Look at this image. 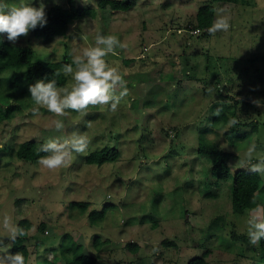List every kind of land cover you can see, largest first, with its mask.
I'll return each instance as SVG.
<instances>
[{"label": "rangeland", "instance_id": "1", "mask_svg": "<svg viewBox=\"0 0 264 264\" xmlns=\"http://www.w3.org/2000/svg\"><path fill=\"white\" fill-rule=\"evenodd\" d=\"M75 2L96 8L97 16L76 20L55 39L36 38L32 30L15 42L3 36L31 45L37 59L48 61L72 59L74 51L94 44L97 33L115 35L123 47L106 62L119 68L128 94L115 112L90 105L58 117L44 108L33 116L27 90L21 109L0 120V258L12 249L2 225L8 216L14 228L30 223L29 264H64L58 246L65 234L97 256V264H189L197 257L201 264H264L261 241L252 245L247 237L249 209H232L234 174L251 166L247 148L257 144L253 163L264 159V0H137L126 11H102L97 0ZM31 3L67 6V0ZM208 3L214 21L216 9H224L227 31L210 34L197 26V13ZM6 104L0 100V108ZM234 107L238 123L230 126ZM217 109L229 120L216 121ZM56 119L64 122L59 132ZM73 132L87 137L88 148L71 152L58 169L10 154L24 141L63 142ZM200 138L229 153V179L216 181L211 157L198 152ZM105 146L120 150L118 160L86 162ZM261 176L256 199L264 205ZM74 201L86 202V212L71 206ZM105 205L104 216L92 223L89 212Z\"/></svg>", "mask_w": 264, "mask_h": 264}, {"label": "clouds", "instance_id": "2", "mask_svg": "<svg viewBox=\"0 0 264 264\" xmlns=\"http://www.w3.org/2000/svg\"><path fill=\"white\" fill-rule=\"evenodd\" d=\"M216 16L217 19L208 28L210 34L227 31L230 27L223 8L216 9ZM47 23L44 4L35 7L32 6L31 0H21L16 6L10 5L7 0H0V42L4 33L7 34L8 41L15 42L20 36H26L31 30L38 26L42 28ZM117 47L123 45L115 35L97 33L92 46L74 51L71 63L63 65V73L70 77L66 86H58L55 79H38L34 84H30L28 90L34 102L32 115L37 116L41 108L58 117L65 115L67 110L83 113L90 105L106 107L109 111L115 112L128 94L127 81L119 68L106 62V57L115 54ZM59 71L61 70H56L55 75L59 74ZM211 91L212 89H209V92ZM254 102L260 106L259 101ZM219 112L220 109H217L216 114L219 115ZM228 123L235 126L238 120L232 118ZM53 125L58 132L64 128V122L60 119L54 120ZM87 148L88 139L80 132H73L63 142L49 139L38 149L39 152L46 154L39 158L38 164L50 170L58 169L66 164L71 152L84 153ZM256 151L257 144L252 143L244 153V158L251 165L248 168L251 173L264 175V159L252 162ZM246 217L248 240L250 244L256 245L264 239V205L257 204L249 209ZM2 225L10 232L8 238L13 242L18 236L24 235L22 228L11 227L8 216L3 217ZM0 264H25V258L19 252L8 254L0 258Z\"/></svg>", "mask_w": 264, "mask_h": 264}, {"label": "trees", "instance_id": "3", "mask_svg": "<svg viewBox=\"0 0 264 264\" xmlns=\"http://www.w3.org/2000/svg\"><path fill=\"white\" fill-rule=\"evenodd\" d=\"M223 3H238L239 0H212ZM137 0H97V6L102 11L106 9L112 10H129L135 6ZM48 23L44 27H37L32 30L36 38H46L48 40L55 39L67 33L70 24L76 20L85 17H96L97 9L88 6H78L75 0H67V6L54 4L49 8H45ZM215 9L212 3L205 4L200 7L197 13V26L200 29L208 30L214 22ZM3 35V34H2ZM71 63V59L64 58L62 60L42 61L36 58V51L31 45H16L8 42L4 36L0 42V74L10 69H14V75L6 80L0 77V100L7 101L6 107L0 108V120L10 118L16 110H20L26 95L28 86L34 84L38 79H55L58 86H65L67 76L63 73L64 64ZM22 69V72L20 70ZM56 70L59 74L55 75ZM5 83V86L2 85ZM3 90L4 93L2 92ZM238 103V102H237ZM236 103V105H237ZM232 118H236V108L230 112ZM218 120H229L228 114L223 111L219 112L216 117ZM36 141H24L19 146H12L10 154L15 155L19 159L36 162L41 156L46 155L39 152L41 144ZM198 152L201 155L211 157L212 175L216 181L229 179L231 176V168L229 165V153L220 148L217 144L209 142L204 138H200ZM120 150L115 147L105 146L101 149L93 151L87 156L88 164L101 165L105 162L111 163L118 160ZM263 183L262 176L251 173L248 169H238L233 177L232 185V209L234 212L243 213L248 209L255 207L258 202L257 193ZM110 205V204H109ZM105 205L103 209H92L89 212V218L92 223H96L106 213V209L110 207ZM71 206L81 208L83 212L87 210V203L74 201ZM112 207V206H111ZM30 223L25 221L21 223L19 228L24 230L23 236H18L16 241L12 243L11 254L19 252L25 258V264H29V248L25 240L27 237V229ZM98 243V239H95ZM130 249L136 251L138 246L135 243L129 244ZM261 246L264 249V239L261 240ZM59 253L64 264H97L98 257L87 254L84 246L74 240L70 234H65L58 246ZM203 259L197 257L189 262V264H201Z\"/></svg>", "mask_w": 264, "mask_h": 264}]
</instances>
